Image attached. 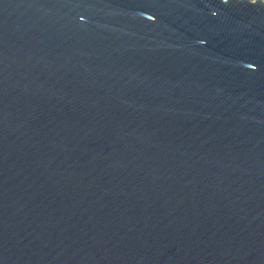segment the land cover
Wrapping results in <instances>:
<instances>
[{"label": "water", "instance_id": "1", "mask_svg": "<svg viewBox=\"0 0 264 264\" xmlns=\"http://www.w3.org/2000/svg\"><path fill=\"white\" fill-rule=\"evenodd\" d=\"M0 264H264V1L0 0Z\"/></svg>", "mask_w": 264, "mask_h": 264}, {"label": "rangeland", "instance_id": "2", "mask_svg": "<svg viewBox=\"0 0 264 264\" xmlns=\"http://www.w3.org/2000/svg\"><path fill=\"white\" fill-rule=\"evenodd\" d=\"M264 1V0H263Z\"/></svg>", "mask_w": 264, "mask_h": 264}]
</instances>
